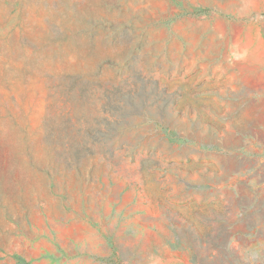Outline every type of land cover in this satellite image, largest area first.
<instances>
[{
	"label": "rangeland",
	"instance_id": "obj_1",
	"mask_svg": "<svg viewBox=\"0 0 264 264\" xmlns=\"http://www.w3.org/2000/svg\"><path fill=\"white\" fill-rule=\"evenodd\" d=\"M261 28L264 0H0V264H264Z\"/></svg>",
	"mask_w": 264,
	"mask_h": 264
},
{
	"label": "crops",
	"instance_id": "obj_2",
	"mask_svg": "<svg viewBox=\"0 0 264 264\" xmlns=\"http://www.w3.org/2000/svg\"><path fill=\"white\" fill-rule=\"evenodd\" d=\"M263 33H264V28H261V29H260V35H261V37L264 38V36H263L264 34H263Z\"/></svg>",
	"mask_w": 264,
	"mask_h": 264
}]
</instances>
